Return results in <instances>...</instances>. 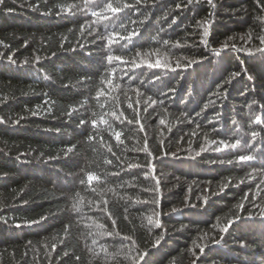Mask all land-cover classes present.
<instances>
[{"label":"trees","instance_id":"trees-1","mask_svg":"<svg viewBox=\"0 0 264 264\" xmlns=\"http://www.w3.org/2000/svg\"><path fill=\"white\" fill-rule=\"evenodd\" d=\"M213 4L0 3V264H264V9Z\"/></svg>","mask_w":264,"mask_h":264},{"label":"snow or ice","instance_id":"snow-or-ice-1","mask_svg":"<svg viewBox=\"0 0 264 264\" xmlns=\"http://www.w3.org/2000/svg\"><path fill=\"white\" fill-rule=\"evenodd\" d=\"M86 2H88V0H86ZM139 2H140V0H137V3H139ZM192 2H193V0H188V3H192ZM207 2H208L209 5H213V6H214V4H213V0H207ZM0 3H3V0H0ZM128 6H129V5H127V4L124 5V7H128ZM180 6H181V5H177V7H180ZM259 6H261L262 9H264V0H260V5H259ZM105 9H106L108 12H111V13H113V14H115V13L121 11V8H120V7L113 6L112 3H108V4H106ZM62 10H63V9H62ZM92 14H93L94 16H95V15H99V14L96 13V12H93ZM205 34H207V31H206V30H205ZM260 40H261V44H264V37H261ZM108 42H109V44H111V43L113 42V37H112V34H111V33L109 34ZM201 43L207 44V41L202 40ZM223 47H224V48H227V45L225 44ZM259 51H260L262 54H264V48L259 49ZM217 54H218V53H217ZM8 59H9V60H12V57L9 56ZM113 59H117V60H119L120 58H119V57H113V56H109V57H108V60H109V61H111V60H113ZM191 63H193V61H190L189 64L184 65V67L191 66ZM133 64H135V61H133ZM137 66H138V65H137ZM149 66H150V67H151V66L160 67V66H161V65H160V61L157 60L156 63H155V65H151V64H150ZM177 67L179 68V67H181V65L178 63V64H177ZM239 75H240V72H233V73H231V74H230V77H229V80L227 81V83H230L232 79H235V78H236L237 76H239ZM220 88L222 89V88H223V85H221ZM153 103H155V101H153ZM0 122H2V121H0ZM102 122H103V121H102ZM160 122H161V123H164L163 120H161ZM256 122H257V123H261L262 121L258 118ZM81 123H84V122L81 121ZM93 124L95 125V121H93ZM114 135H115V138L117 139V141H119V140H120V137H121V133H120L119 131H117V132L114 133ZM253 136H255V133H253ZM239 143H240V141L237 140L236 143L229 145V144H227L226 142H223V141H222V142H221V145H222V147H229V146H231V147H236V145L239 144ZM109 150H111V149L109 148ZM145 150H147V141H145ZM216 150L219 151V150H221V148H217ZM148 154L151 155V153H148ZM252 158H253V157H251V156L243 155V156H240L238 159L241 160V161H247V160H251ZM106 163H109V161H106ZM129 167H132V165H129ZM87 179H88V181L91 182V181H93L94 179H96V177L93 176V175L90 173V174H88ZM156 191H159V188H158V187H157ZM156 215L158 216L159 213H157ZM41 219H43V218H41ZM150 222H152L151 219H150ZM32 223H38V221H33ZM230 224H231V222H230ZM230 224H229V226H230ZM154 226H155V227H160V222H159L158 219L155 221ZM101 227H102V225H101ZM227 230H228L227 228H223V229H222V231H225V232H227ZM157 243H158V241H157ZM200 252L203 253V252H204V248H200ZM77 259H79V258H77ZM197 259H199V257H197ZM142 260H144V254H143V253H141V254L139 255V259L136 260V261L134 262V264H139V262L142 261ZM193 264H196V261H195V260L193 261Z\"/></svg>","mask_w":264,"mask_h":264}]
</instances>
